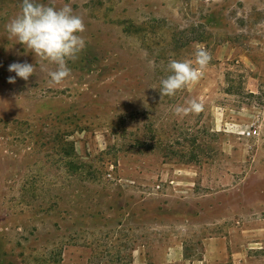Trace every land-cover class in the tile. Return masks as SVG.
I'll return each instance as SVG.
<instances>
[{"label": "rangeland", "instance_id": "374dc122", "mask_svg": "<svg viewBox=\"0 0 264 264\" xmlns=\"http://www.w3.org/2000/svg\"><path fill=\"white\" fill-rule=\"evenodd\" d=\"M66 3L86 47L50 85L0 0V264H264V0ZM201 47L203 77L161 97ZM14 62L35 74L9 83Z\"/></svg>", "mask_w": 264, "mask_h": 264}, {"label": "clouds", "instance_id": "9594fccd", "mask_svg": "<svg viewBox=\"0 0 264 264\" xmlns=\"http://www.w3.org/2000/svg\"><path fill=\"white\" fill-rule=\"evenodd\" d=\"M8 39H15L32 52L41 61L54 65L53 69H46L50 85L61 84L70 75L68 61H76L79 53L86 47V41L81 33L85 31V24L81 16L74 13L70 4L55 6V0L49 3L37 0H22L21 9L17 16L5 26ZM212 59L211 53L205 48H197L192 59H172L167 64L170 73L160 81L161 97H172L175 94L195 85L204 75V70ZM8 70L16 76H10L9 83H15L16 77L27 81L35 74L34 64L14 62ZM147 106V103H145ZM204 109L202 100L193 98L186 106H176L174 113L178 116L199 114Z\"/></svg>", "mask_w": 264, "mask_h": 264}]
</instances>
